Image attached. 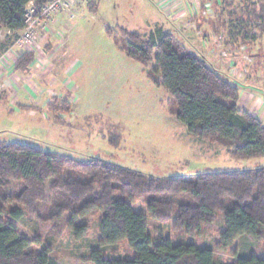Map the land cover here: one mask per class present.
Listing matches in <instances>:
<instances>
[{
    "label": "rangeland",
    "instance_id": "1",
    "mask_svg": "<svg viewBox=\"0 0 264 264\" xmlns=\"http://www.w3.org/2000/svg\"><path fill=\"white\" fill-rule=\"evenodd\" d=\"M93 3L94 9L88 6L72 18L63 17L57 26H52V34L43 42L38 41L43 56L34 53L35 60L24 73L27 79L15 71H6L1 76L0 143L27 144L81 161L100 159L155 178L255 170L264 166V157L235 160L229 149L220 144L194 140L187 126L171 113L167 91L151 78L156 70L155 56L146 68L129 58L121 47L129 41L122 30L145 37L162 28L238 86L242 95L247 90L250 94L244 108L259 100L263 106L264 34L259 30V37L252 41L242 36L249 29L238 33V20L247 19L246 14H241L240 1L230 5L222 0L215 6L212 1L215 14L195 17L193 24L198 25V30L194 32L185 30L184 21L167 18L158 7V0H94ZM258 24L255 21L249 26ZM218 26L221 33L216 32ZM220 34L224 47L231 45L237 51L233 55L238 57L237 71H243L244 66L247 70L239 80L228 75V63L222 65L221 49L214 50ZM19 35L0 31V57L11 49L16 50ZM242 47H246L245 51ZM155 77L163 80L160 74L155 73ZM11 81L22 83V89L25 87L18 91L21 97L14 95ZM64 101L69 112L51 111L50 106L58 108ZM132 207L137 213H147V201L143 197L134 198ZM69 219V214L59 222L23 217L12 223L21 236L35 241L31 252L48 248L57 264H92L87 258L98 248L102 214L94 212L77 222L78 226L88 227L81 239L72 232ZM172 227L173 222L149 219L148 229L154 239L169 237L174 244L210 247L214 249L216 264L236 262V258L218 248L224 230L221 214L199 237L184 236ZM134 255L126 240L106 251L110 259H131ZM252 255L264 259V239L256 242L241 237L239 257Z\"/></svg>",
    "mask_w": 264,
    "mask_h": 264
},
{
    "label": "trees",
    "instance_id": "2",
    "mask_svg": "<svg viewBox=\"0 0 264 264\" xmlns=\"http://www.w3.org/2000/svg\"><path fill=\"white\" fill-rule=\"evenodd\" d=\"M47 1L0 0V31L21 33L28 4L34 2L40 9ZM212 1L214 6L219 3ZM223 1L231 5L240 0ZM240 3L241 14L247 19L238 20V33L249 29L242 36L255 41L258 33L264 34V0ZM93 4L89 8L94 9ZM255 21L259 24L249 26ZM220 28L216 32L221 33ZM122 33L129 40L121 46L129 58L148 68L155 56L156 70L150 72L151 78L167 91L171 113L187 126L194 140L220 144L235 160L264 157V121L240 110L238 86L169 31L158 28L145 37ZM34 60V53L22 54L14 71L27 72ZM155 73L163 80L158 81ZM50 109L60 113L70 110L67 101ZM137 197L147 201V213L134 211ZM94 212H100L102 219L98 248L87 258L92 264H216L213 248L174 244L169 237L154 239L148 227L149 219L173 222L174 232L194 238L211 228L220 214L224 230L218 248L236 258L234 264H264V259L255 255L239 257L241 237L256 242L264 239V166L155 178L100 159L81 161L27 144L0 143V264H57L48 248L31 252L35 241L21 236L12 221L30 217L59 222L69 214L68 225L81 239L88 227L77 222ZM124 240L134 257L107 258L106 251Z\"/></svg>",
    "mask_w": 264,
    "mask_h": 264
},
{
    "label": "built area",
    "instance_id": "3",
    "mask_svg": "<svg viewBox=\"0 0 264 264\" xmlns=\"http://www.w3.org/2000/svg\"><path fill=\"white\" fill-rule=\"evenodd\" d=\"M94 0H48L42 8L38 9L34 2H30L25 14V28L20 33L16 43L15 51L9 50L0 57V76H5L6 71L14 73V64L24 53H41L38 41H42L52 34V26L60 16L67 15L73 17L80 9L88 7ZM242 1V0H240ZM220 3V0H218ZM158 7L167 18L176 21H184L185 30H195L197 28L193 23L195 17L212 16L215 14L211 0H158ZM214 11V13H213ZM59 35V32L56 33ZM217 49L220 48L222 65H230L229 76L231 78L241 79L242 75L247 74L244 70L237 71L238 57L237 51L231 46L224 47L223 36H217ZM246 47L241 50L245 51ZM240 50H238V54ZM228 61V62H227ZM226 63H228L226 65ZM239 64V62H238ZM243 72V73H242ZM10 76V75H9ZM11 79V77H9Z\"/></svg>",
    "mask_w": 264,
    "mask_h": 264
},
{
    "label": "crops",
    "instance_id": "4",
    "mask_svg": "<svg viewBox=\"0 0 264 264\" xmlns=\"http://www.w3.org/2000/svg\"><path fill=\"white\" fill-rule=\"evenodd\" d=\"M65 16H67V15H64V16H60L59 18H57V20L55 21V25L54 26H57L58 24H59V22L61 21V19L63 18V17H65ZM67 17H69V16H67ZM195 30H198V27L195 29ZM195 30H191V31H195ZM18 35H19V33H17ZM6 35H14V33H11V32H9V31H6ZM40 42H43V40L42 41H40ZM42 44V43H41ZM40 54V58L43 56L42 55V53H39ZM39 57H38V59L36 58V60L39 62L40 61V59H39ZM28 70H30V68L28 69ZM36 71V73L37 72H39L40 70H35ZM28 72V71H27ZM26 72V73H27ZM16 73V72H15ZM22 74H24L25 72H21ZM28 74H31V73H28ZM26 77H25V79H27L28 77H27V75L26 74H24ZM30 76H32V75H30ZM4 77V76H3ZM0 78H1V76H0ZM25 79H24V83H25ZM9 80H11V79H9ZM9 80H7L6 81V86H8V84H9ZM16 81V80H15ZM12 82V85H11V89L13 90V92H14V95H17L18 97H21V94H19L18 93V91L19 90H24L25 89V87H23V89H22V86H21V84L19 83H17L16 84V82H14V81H11ZM23 83V84H24ZM28 87V86H27ZM28 89H29V87H28ZM29 91V90H28ZM17 93V94H16ZM20 93H22V92H20ZM24 93V92H23ZM28 94V93H27ZM249 92L246 90V91H244V94L242 95L241 94V91H240V100H239V108H240V110H242V111H248L251 115H253L254 117H256V118H258V119H261V120H263L264 121V105L262 106L261 105V100H259V102H250L251 104L250 105H248V106H246V108H244V103L246 102V100L248 101L249 100V98H248V96H249ZM28 95H30V94H28ZM261 101V102H260ZM252 103H254L253 105H252ZM263 107V108H262ZM260 108H262V110L260 109Z\"/></svg>",
    "mask_w": 264,
    "mask_h": 264
}]
</instances>
